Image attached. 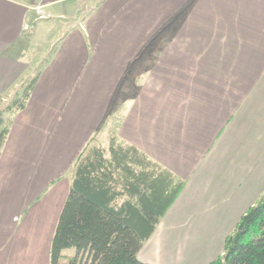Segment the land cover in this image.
<instances>
[{"label": "crops", "instance_id": "0c3cea01", "mask_svg": "<svg viewBox=\"0 0 264 264\" xmlns=\"http://www.w3.org/2000/svg\"><path fill=\"white\" fill-rule=\"evenodd\" d=\"M55 20V47L9 116L0 225L45 209L56 223L78 154L113 134L184 181L138 258L176 264L166 244L192 226L181 238L206 242L207 264L264 191V0H0V93L28 70L24 25Z\"/></svg>", "mask_w": 264, "mask_h": 264}, {"label": "trees", "instance_id": "16d2710c", "mask_svg": "<svg viewBox=\"0 0 264 264\" xmlns=\"http://www.w3.org/2000/svg\"><path fill=\"white\" fill-rule=\"evenodd\" d=\"M38 74L0 107V153L9 132L4 113L24 108ZM93 137L75 160L50 239L49 264H149L137 253L184 181L113 134L107 147L92 143ZM207 264H264V191Z\"/></svg>", "mask_w": 264, "mask_h": 264}, {"label": "rangeland", "instance_id": "374dc122", "mask_svg": "<svg viewBox=\"0 0 264 264\" xmlns=\"http://www.w3.org/2000/svg\"><path fill=\"white\" fill-rule=\"evenodd\" d=\"M45 14L39 13L33 18V23L42 20ZM49 19H45L48 21ZM48 23V22H47ZM26 25V26H25ZM24 25V31L26 34L21 41L20 50L15 53L22 56L25 61L28 62V70L26 75L19 79L17 83L9 87L7 90L0 93V107L5 105L12 99V95L17 87L24 84L27 80H30L43 66L46 60L51 55L55 44L56 38L60 35L57 33L51 35L47 32L49 27L59 30V22L55 20L49 24L40 25L34 27V31L31 32V24ZM35 25V24H34ZM63 24L61 25V27ZM11 112L4 113V122L9 124V116ZM31 208L27 210V213H31ZM46 217L44 220H34L32 224L25 225L23 220L16 223V228L13 232L8 231L7 226L4 223L0 225V264H49L48 245L50 236L53 232L54 219L52 218V209L44 210ZM37 212V210L35 211ZM21 233H18L20 230ZM193 231L194 227H181L176 235L170 238L166 244V251L171 255L175 253L177 249L181 250V256L176 264H202V262L209 256L211 251H207L206 242L199 238H190V240H183L180 235L187 231ZM161 236H156L160 238ZM160 240V239H159ZM160 244V243H158ZM217 243H213V247ZM162 245V244H161ZM160 245V246H161ZM158 246L157 253L161 251V247ZM20 247V248H19ZM163 247V246H162ZM220 251V250H219ZM217 251V253L219 252ZM73 252V249H66L65 255H69ZM63 261H66L65 259ZM208 261L205 260L203 264ZM165 264V263H164Z\"/></svg>", "mask_w": 264, "mask_h": 264}, {"label": "built area", "instance_id": "2783aa9c", "mask_svg": "<svg viewBox=\"0 0 264 264\" xmlns=\"http://www.w3.org/2000/svg\"><path fill=\"white\" fill-rule=\"evenodd\" d=\"M26 26V25H25Z\"/></svg>", "mask_w": 264, "mask_h": 264}]
</instances>
